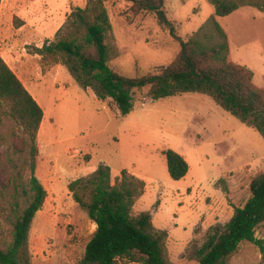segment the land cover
Wrapping results in <instances>:
<instances>
[{
    "label": "rangeland",
    "instance_id": "1",
    "mask_svg": "<svg viewBox=\"0 0 264 264\" xmlns=\"http://www.w3.org/2000/svg\"><path fill=\"white\" fill-rule=\"evenodd\" d=\"M94 1H0V57L43 111L35 176L46 198L28 233L30 264L80 263L96 226L73 201L67 186L100 165L109 167L112 182L125 170L144 183L132 215L149 213L151 227L167 233V264H198L196 251L210 230L222 227L247 201L252 179L264 172V141L197 93L154 101L146 87L135 91L132 111L120 117L111 99L99 100L94 87H85L76 77L72 60L61 53L44 58L36 54L35 48L44 44L72 39L82 44L85 22L90 21L83 10ZM101 1L111 24L105 43L111 53L108 66L114 72L138 78L157 73L174 60L179 44L158 26L153 14L134 15L126 0ZM164 9L182 40L214 14L207 0H165ZM216 20L227 37L229 61L248 68L252 83L264 91V13L240 7ZM5 111L0 106V130L20 151L21 130L4 119ZM165 150L186 161L188 172L182 179L169 177ZM17 172L0 155V242L14 221L13 202L23 209L28 200L13 189L11 180ZM255 237L264 241V223ZM116 264L142 263L136 255L134 261L121 258ZM227 264L264 261L256 246L243 242Z\"/></svg>",
    "mask_w": 264,
    "mask_h": 264
},
{
    "label": "trees",
    "instance_id": "2",
    "mask_svg": "<svg viewBox=\"0 0 264 264\" xmlns=\"http://www.w3.org/2000/svg\"><path fill=\"white\" fill-rule=\"evenodd\" d=\"M126 1L131 3L134 15L153 14L158 26L179 44L174 60L157 73L128 78L108 66L111 53L105 40L111 24L101 0L83 10L90 21L85 22L82 44L75 39L44 44L35 48L36 54L43 58L64 54L73 61L72 70L83 85L93 86L99 100L111 99L120 117L132 111L135 91L146 87L147 96L154 101L197 93L252 128L264 141V91L252 83L253 74L248 68L229 61L227 37L216 20L240 7H253L264 13V0H207L214 10L213 16L186 40L178 36L174 22L168 19L165 0ZM77 18L84 21L82 15ZM0 106L6 107L4 119L12 121L23 137L22 149L17 151L0 130V150L5 148L0 155L12 171L18 170L11 180L13 189L28 198L23 209L17 201L12 204L14 221L0 242V264H30L26 251L28 233L46 198V190L35 176L36 137L43 111L1 57ZM2 123L0 120V126ZM14 131L11 128L16 136ZM163 155L169 177L182 179L188 172L184 158L173 150H165ZM67 188L73 201L96 226L79 264H116L121 258L134 261L136 255L142 264H167V233L151 227L149 213L132 215L135 201L144 192L142 181L124 170L120 179L112 182L109 167L100 165L90 175L70 182ZM249 192L247 201L234 209L222 227L210 230L196 251L198 264H227L243 242L256 246L264 261V241L255 237L257 227L264 223V172L252 179Z\"/></svg>",
    "mask_w": 264,
    "mask_h": 264
},
{
    "label": "bare ground",
    "instance_id": "3",
    "mask_svg": "<svg viewBox=\"0 0 264 264\" xmlns=\"http://www.w3.org/2000/svg\"><path fill=\"white\" fill-rule=\"evenodd\" d=\"M42 124H43V122L41 123V126L40 127H42Z\"/></svg>",
    "mask_w": 264,
    "mask_h": 264
}]
</instances>
